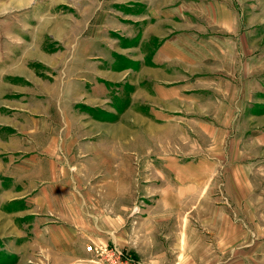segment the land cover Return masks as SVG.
Instances as JSON below:
<instances>
[{
	"label": "crops",
	"instance_id": "0c3cea01",
	"mask_svg": "<svg viewBox=\"0 0 264 264\" xmlns=\"http://www.w3.org/2000/svg\"><path fill=\"white\" fill-rule=\"evenodd\" d=\"M230 1L210 2V21L197 22L179 2L164 6L161 0H150V16L141 22L150 21L148 29L158 31L152 33L156 54L150 61L141 58L139 69L125 70L126 77L135 72L143 83L136 97L129 98L126 115L108 123L69 112L67 134L53 136L47 129L31 136L29 150L6 148L7 160L3 166L0 161V172L6 169L3 181L0 175L1 197L8 204L24 201L29 206L36 224L30 246L36 262L44 255L46 264H100L87 250L94 245L132 253L143 264H252L233 253L245 246L246 238L233 219L241 215L229 209L249 202L229 192L246 190V182L238 171L232 183L213 180L219 168L242 164L237 134L230 135L228 151H195L186 155L191 160L185 164L182 152L166 146L167 128L197 124L208 132L209 125H221L218 111L247 107L238 83L247 76L243 57L226 54L222 46H237L238 30H244ZM202 29L207 32L199 33ZM199 40L215 47L217 54L189 47ZM212 79L230 80L223 88ZM209 94L214 97L204 99ZM137 106L155 116L141 120L146 126L141 133L134 130ZM256 140L264 145V136ZM153 142L158 143L156 150L150 148ZM135 159L141 164L140 186L134 177ZM154 169L159 174L156 188L150 184Z\"/></svg>",
	"mask_w": 264,
	"mask_h": 264
},
{
	"label": "rangeland",
	"instance_id": "374dc122",
	"mask_svg": "<svg viewBox=\"0 0 264 264\" xmlns=\"http://www.w3.org/2000/svg\"><path fill=\"white\" fill-rule=\"evenodd\" d=\"M149 1L0 0L2 166L7 160L6 148L13 149L17 145L29 150L31 136L46 133L47 129L53 136L67 134L64 126L65 121L69 122V112L75 116L90 115L108 123L126 115L128 101L134 99L131 97L143 83L135 72L126 77L125 70L139 69L141 58L150 61L156 54L158 43L152 33L158 31L148 29L146 22L150 21L141 22L142 18L150 16ZM161 1L165 2L164 6L179 2L192 13L190 20L207 22L210 21L207 7L216 0ZM233 1L235 18L240 27L244 26L237 36L244 40L236 42L237 46L230 42L222 46L226 54L238 53L243 57L247 76L239 78L238 83L246 93L247 107L239 111H218L216 119L221 125L217 122L209 125L208 132L197 124L184 125L181 130L167 128L170 140L166 146L182 152L183 156L195 151L201 153L206 148L220 154L233 145L230 135L237 134L242 164L219 168L213 180L232 183L238 172L245 180L246 190L229 191L240 200L249 199L246 205L229 207L231 214L241 215L233 219L244 228L246 238L242 243L245 246H238V251L236 248L231 253L245 256L252 264H264V145L256 140L264 136V0ZM173 16L181 20L179 14ZM205 32L206 29L199 31ZM188 46L183 47L185 51L191 47L198 53L217 54L215 47L208 45L206 40ZM229 80L212 79L211 83L215 81L225 88ZM209 96L204 99H211L213 94ZM133 113L135 133L146 129L142 119L155 118L142 106H137ZM227 114L231 115L230 122ZM157 145V142L150 143L151 150H156ZM183 159V164L191 160L188 156ZM140 165L135 159L134 177L139 186L143 183ZM5 170L3 167L0 172L2 181ZM158 176L157 170H151L150 184L154 188L158 186ZM169 177L167 175V179ZM1 185L3 187L4 183ZM1 185L0 264H46L44 255H39L38 262L31 256L36 224L28 215L29 206L24 201L5 203ZM205 208L211 210L213 207Z\"/></svg>",
	"mask_w": 264,
	"mask_h": 264
},
{
	"label": "built area",
	"instance_id": "2783aa9c",
	"mask_svg": "<svg viewBox=\"0 0 264 264\" xmlns=\"http://www.w3.org/2000/svg\"><path fill=\"white\" fill-rule=\"evenodd\" d=\"M87 250L94 253L100 264H142L133 255L116 247H97L91 245Z\"/></svg>",
	"mask_w": 264,
	"mask_h": 264
},
{
	"label": "bare ground",
	"instance_id": "6f19581e",
	"mask_svg": "<svg viewBox=\"0 0 264 264\" xmlns=\"http://www.w3.org/2000/svg\"><path fill=\"white\" fill-rule=\"evenodd\" d=\"M21 1V0H20Z\"/></svg>",
	"mask_w": 264,
	"mask_h": 264
}]
</instances>
